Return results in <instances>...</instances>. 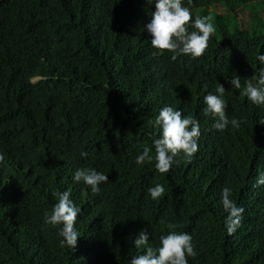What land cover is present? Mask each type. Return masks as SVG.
I'll list each match as a JSON object with an SVG mask.
<instances>
[{
    "label": "trees",
    "instance_id": "1",
    "mask_svg": "<svg viewBox=\"0 0 264 264\" xmlns=\"http://www.w3.org/2000/svg\"><path fill=\"white\" fill-rule=\"evenodd\" d=\"M181 3L214 31L201 56L172 60L149 45L154 0H0V264H130L143 252L137 233L155 247L170 223L192 236L188 264H264V106L241 95L262 67L264 0ZM235 75L240 89L228 83ZM218 84L238 128L218 131L201 111ZM165 105L195 118L200 135L191 159L159 173L134 158L144 147L154 155ZM80 167L107 176L99 192L72 180ZM157 183L164 192L152 200ZM223 187L244 209L231 234ZM63 191L80 210L73 250L44 223Z\"/></svg>",
    "mask_w": 264,
    "mask_h": 264
},
{
    "label": "clouds",
    "instance_id": "2",
    "mask_svg": "<svg viewBox=\"0 0 264 264\" xmlns=\"http://www.w3.org/2000/svg\"><path fill=\"white\" fill-rule=\"evenodd\" d=\"M152 3L153 0H147ZM155 10L151 13L150 20L144 25L150 35L149 45L160 53L167 50L172 53L170 59L175 60L177 54L199 57L203 54L210 34L214 29L209 22V17H192L190 21L189 9L182 6L181 0H154ZM190 21V23H189ZM189 28L191 30H189ZM260 67L255 76V83L249 78L244 79V88L241 95L253 105L264 106V54L257 57ZM241 78L237 75L228 79L231 88H241ZM223 85L218 84L215 93L203 96L204 107L202 113L205 116L214 117L212 128L223 131L226 127H239L236 118L229 119L225 115L224 101L221 95L224 93ZM264 123V122H261ZM154 125L159 128L158 138L152 140L154 155L150 154L148 147L139 152L134 162L137 166L154 162L153 166L159 173H166L174 162L175 157L182 155L191 159L197 151V139L200 135L199 123L195 118L181 115L179 109L171 106H163L154 117ZM81 157H87V152H80ZM107 176L91 167L76 168L72 173L74 182H83L89 186L92 193L99 192V185L107 181ZM258 184L264 185V173H261ZM164 192V187L157 183L147 188V196L152 200L159 198ZM230 189L221 188L220 205L226 213L224 224L226 231L231 234L240 223V217L244 209L238 207L230 198ZM51 212L45 213L44 223L56 227L58 235L62 238L60 243L70 249H74L78 233L74 228V221L80 211L69 198V191L57 194ZM169 231L161 234L158 244L153 247L149 241V233L141 229L133 244L136 249H143L139 255L130 258V264H188L186 257H194L196 252L192 243V236L183 231H174L176 225L168 224Z\"/></svg>",
    "mask_w": 264,
    "mask_h": 264
},
{
    "label": "rangeland",
    "instance_id": "3",
    "mask_svg": "<svg viewBox=\"0 0 264 264\" xmlns=\"http://www.w3.org/2000/svg\"><path fill=\"white\" fill-rule=\"evenodd\" d=\"M210 11H211V13L212 12H214V13H219V14H228V13H231L232 12V10L231 9H220L219 7H217V9H216V11L214 10V8H210ZM189 12H192V10L190 9V11ZM217 13V14H218ZM243 16H244V18H246V19H248L249 18V16H250V13L248 12V11H245V12H243Z\"/></svg>",
    "mask_w": 264,
    "mask_h": 264
}]
</instances>
